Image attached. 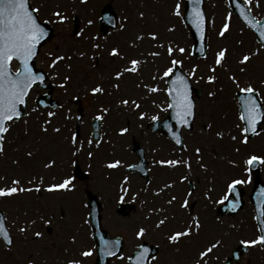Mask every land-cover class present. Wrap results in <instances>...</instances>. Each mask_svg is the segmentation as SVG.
<instances>
[{
    "label": "rangeland",
    "instance_id": "rangeland-1",
    "mask_svg": "<svg viewBox=\"0 0 264 264\" xmlns=\"http://www.w3.org/2000/svg\"><path fill=\"white\" fill-rule=\"evenodd\" d=\"M244 1L256 18L264 16V0ZM108 2L33 0L40 16L49 19L56 31L55 37L43 48L38 64L49 70L56 88L55 96L66 100L67 105L50 115L48 110L38 109L35 104L39 91L31 93L27 115L12 124L6 134L4 150L0 152V188L31 190L20 191L17 193L19 195L0 196V204L11 216L15 231L18 230L28 241L32 240L35 228L47 225L46 220L52 221L53 225L50 212L61 207L59 212L63 210L65 213L58 218L61 222L58 221L56 227L61 230L62 244L72 246L66 239L76 237L78 233L79 237L72 243L84 247L87 228L83 225L82 229H77L82 223L74 227L73 221L77 217L69 212V209L82 212L83 205L78 201L84 198L79 197L82 189L90 187L97 193L99 191L104 199H114L113 206L121 200L118 198L121 188L123 192L127 188L132 191L126 197L139 201L136 203L138 211H133L131 218H128V229L124 233L135 237L138 227L143 224L146 229L144 238H150L161 247L155 264H205V256H201L204 246L212 248L208 256L211 264H214V255L222 254L220 245L216 249L218 240L228 248L240 239H255L257 236L252 208H249L251 205L248 203L246 210L249 211L235 217L216 220L212 215L208 219L211 221L210 227L203 223L202 232L195 233L192 229L189 235L180 237L181 241L184 238V243L177 244L169 237L195 225L192 214L190 218V211L184 205L187 181L182 183L181 180L191 177L196 184L191 198L196 201V209L200 201L202 208L212 212L216 210L218 196L226 191L229 181L239 176L246 181L247 160L251 156L264 157V125L259 134L245 142L236 98V92L249 84L264 96V47L253 31L232 12L228 0H206L208 50L201 58H196L192 53L193 40L183 20L182 0H113L111 3L119 17L118 25L103 34L98 20L100 9ZM177 4L180 5L179 10ZM53 11L60 12L67 19L61 21ZM74 17L80 19L76 35ZM89 20L93 23L89 24ZM225 24L229 26L228 31L221 36ZM152 33H155V38ZM138 36L142 39H138ZM169 47L174 50L171 55ZM114 48L119 50L116 55L112 54ZM181 48L183 52L179 51ZM224 49L227 50L226 58L218 65L217 54ZM244 55L251 58L247 63L243 62ZM57 57L63 59L56 60ZM133 59L141 61L137 66L138 71H126L132 67ZM172 60L180 61L179 65L193 83L203 89V94L197 100L194 128L184 131L185 147L181 150L164 134L153 132L147 126L154 118L167 113L168 76L163 73L168 67H173ZM53 61L54 67L51 66ZM118 72L122 75L117 76ZM212 76H215L214 80L209 79ZM97 86L103 88L102 93L92 92ZM153 88L158 90L152 91ZM74 97L91 105L86 116L102 114L105 138L101 142L94 145L91 141L90 116L79 123L81 136L73 142L74 137L70 135L73 128L70 126L76 121H70L66 115L76 110V104L71 101ZM125 100L127 104L123 103ZM133 138L145 146L154 171L152 183L146 188L138 175H128L123 171L125 164L137 160L132 152ZM75 152L85 170L90 172L87 180H76L75 191L50 198L49 202L45 196L42 200L28 196L31 191L38 194L36 189L42 184L43 177L45 183L67 178L73 169L71 162L76 157ZM90 152H93L92 155ZM168 160L180 163H161ZM110 161L123 164L121 168L116 165L110 170L113 179L106 174L108 167L105 163ZM260 167L264 179V162L260 163ZM13 181H19V184ZM76 202L77 205L73 206ZM107 204L108 215L112 208L109 200ZM161 218L168 221L160 223ZM138 219L140 225L137 224ZM78 239H83V243H77L75 240ZM1 252L0 264H6L5 259L14 258L4 246H1ZM77 257L88 259L80 254ZM253 258L254 261L264 259V251L256 250Z\"/></svg>",
    "mask_w": 264,
    "mask_h": 264
},
{
    "label": "snow or ice",
    "instance_id": "snow-or-ice-1",
    "mask_svg": "<svg viewBox=\"0 0 264 264\" xmlns=\"http://www.w3.org/2000/svg\"><path fill=\"white\" fill-rule=\"evenodd\" d=\"M251 3V0H249ZM195 3H199V0H195ZM177 10L180 5L177 4ZM61 21L67 19L66 16L60 12L54 13ZM143 16V13H140ZM196 26L199 28L204 23L203 14L199 11L194 13ZM245 19L249 24L251 20L245 16ZM89 24L93 21L89 20ZM255 26V25H253ZM228 25H224V29L220 35L223 36L228 31ZM155 38V33L151 34ZM260 35L264 38V28L260 29ZM47 37V30L43 26L42 21L39 18V9L30 7V0H0V152L4 150V141L6 134L11 130L12 124L19 121L22 118L21 106L27 103L30 90L38 82L43 83L45 77L43 73L36 71L33 67V60L37 56L38 47L41 42ZM138 39L142 37L138 36ZM99 47V45H96ZM118 49H112V54H118ZM173 48L169 47L168 52L171 55ZM183 52L184 49H179ZM226 49L221 50L217 54L216 64H221L222 60L226 58ZM152 55H158L153 53ZM63 59V57H57L56 60ZM250 56L244 55L243 62L247 63L250 60ZM15 63V67L13 64ZM141 63L140 60H131L132 67L126 69V71L136 72L138 71V65ZM181 63L177 60H172L171 64L173 67H168L164 71V76H170L173 73L174 67ZM51 66H55V61ZM215 71V69H213ZM122 73H117V76ZM210 80H214L215 76L209 77ZM118 87V85H117ZM157 91L158 89H151ZM171 97L170 108H174L177 113V118L183 123L188 124V118L193 114V100L191 97V90L187 79L182 75H177L172 81V86L167 90ZM93 93H102L103 88L97 86L92 89ZM241 93H245L242 97V111L240 113V119L244 121L247 126L243 127L241 131L245 133L244 141L247 142V133H256L257 124L260 121H264V107H262L260 101H264V96H259V90L249 84L247 87L240 88ZM123 103L127 104L125 100ZM139 107V105H137ZM107 111V109H105ZM52 115V113H49ZM101 119L103 117H100ZM58 131V129H57ZM122 131H127L123 129ZM235 139V137H233ZM75 143V137L73 138ZM179 142V141H178ZM200 151L199 148L196 149ZM31 155V153H29ZM256 162H264V157L251 156L247 160L248 165H253ZM120 162L116 161L114 164H110L109 167H114ZM161 163H167L169 165L179 164L180 161H161ZM190 167V165H189ZM186 179V177H185ZM14 184L18 185L19 181H13ZM245 183L244 180H233L229 185L230 188H234L238 184ZM74 187L71 178L65 179L62 183L53 184L49 186V190L53 189H69ZM31 189H23L19 187L0 188V196H10L17 194L20 191H30ZM39 190V189H37ZM174 199V198H173ZM187 201H185V206ZM260 217L264 219V208L260 210ZM160 223H163L161 221ZM21 231H25L21 229ZM192 229H187L184 232H176L169 239L173 242L178 241L182 236L189 235ZM146 229L141 228L137 232V236H144ZM0 235H4L5 239L11 243V237L7 235V230L4 228L3 223H0ZM40 236L41 233H36ZM251 244H264V235H260L256 240L246 242ZM141 252L137 256V264H144L147 259L145 253L148 249L143 245H140ZM212 248H208L205 252L201 253V256H206L208 252H211ZM90 252H85L84 255H90ZM132 259V257H129ZM70 264H80L79 261H70ZM199 264V262H198Z\"/></svg>",
    "mask_w": 264,
    "mask_h": 264
},
{
    "label": "water",
    "instance_id": "water-1",
    "mask_svg": "<svg viewBox=\"0 0 264 264\" xmlns=\"http://www.w3.org/2000/svg\"><path fill=\"white\" fill-rule=\"evenodd\" d=\"M186 1V12H185V20L188 23L191 32L193 34L194 37V41H195V45H194V53L196 54V56H200V55H204L206 52V48H207V18L205 15V8H204V0H199V3H195V0H185ZM231 4L233 9L239 14V16L249 25L251 26L257 33L259 40L264 44V38L261 37L260 35V29L264 28V20L262 21H257L253 18V16L251 15L250 11L245 7V5L243 4V2L241 0H231ZM196 11H199L203 14V18H204V23L202 24L201 27H197L196 23H194L195 20V16L194 13ZM106 12H111L110 8L108 7L106 9ZM108 15H105V18L103 20V25L104 27L106 26L107 22H106V17ZM245 16L248 17L249 20L252 21L251 24L248 23V21L245 19ZM255 25V26H253ZM43 26L46 28L47 30V37L45 38L44 41L41 42V45L44 44L46 42L47 39H49L52 36V28L46 24L43 23ZM40 45V46H41ZM40 46L38 47L37 52H39ZM33 67L35 69V58L33 60ZM36 70V69H35ZM37 71V70H36ZM40 73H43L42 71H38ZM177 75H182L184 76L190 86V90H191V97L193 100V104H194V108H193V114L192 116H190L188 118L189 123L188 124H183L178 118H177V113L176 110L174 108H171V112L169 114V116L164 120L165 125H164V129L167 130V132L169 133V135L175 140V141H180V136H179V131L181 129V127L183 125H185L187 128H190L192 126V121L194 119V112H195V100L192 96V92H193V87L190 83V79L187 77V75H185L179 67L176 68V73L171 77L170 79V87L172 86V81L175 79V77ZM45 77V74H44ZM46 78V77H45ZM40 86H44V81L43 83H37ZM199 95V92L197 93ZM246 95L245 93H240V99L242 101V97ZM45 97V96H44ZM40 105L44 104V102L42 100L38 101ZM25 105L21 106V111H22V116L25 114ZM241 107H242V103H241ZM262 121H260L257 124V128H256V132L260 127ZM246 124V123H245ZM175 125V129L173 130V126ZM247 126V124H246ZM155 127L157 128V126L155 125ZM99 128V127H96ZM254 133L249 132L248 135L251 136ZM137 149L140 148L139 144L136 146ZM141 149V148H140ZM98 204V203H97Z\"/></svg>",
    "mask_w": 264,
    "mask_h": 264
},
{
    "label": "flooded vegetation",
    "instance_id": "flooded-vegetation-1",
    "mask_svg": "<svg viewBox=\"0 0 264 264\" xmlns=\"http://www.w3.org/2000/svg\"><path fill=\"white\" fill-rule=\"evenodd\" d=\"M190 186H191V184H190ZM128 218H129V217H127L126 219H128ZM120 220H121L120 222H123V220H124V219H123V220H122V219H120ZM124 221H125V220H124ZM141 228H142V227H141ZM142 238H143V236H142ZM121 264H127V260H125V262H123V261H122V263H121Z\"/></svg>",
    "mask_w": 264,
    "mask_h": 264
}]
</instances>
